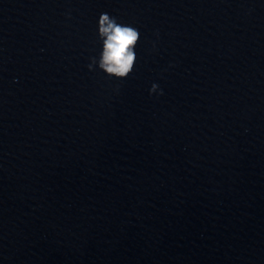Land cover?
Instances as JSON below:
<instances>
[{"label":"clouds","instance_id":"9594fccd","mask_svg":"<svg viewBox=\"0 0 264 264\" xmlns=\"http://www.w3.org/2000/svg\"><path fill=\"white\" fill-rule=\"evenodd\" d=\"M98 39L101 50L98 56L90 57L89 71H102L109 79L123 81L135 70L137 63L136 47L140 42V31L133 25L117 21L107 12L98 17ZM163 95L157 83H152L149 95Z\"/></svg>","mask_w":264,"mask_h":264}]
</instances>
